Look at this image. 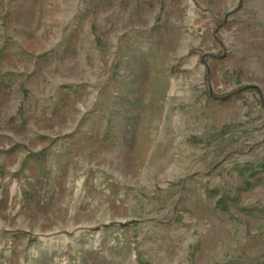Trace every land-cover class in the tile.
Here are the masks:
<instances>
[{"label":"rangeland","instance_id":"374dc122","mask_svg":"<svg viewBox=\"0 0 264 264\" xmlns=\"http://www.w3.org/2000/svg\"><path fill=\"white\" fill-rule=\"evenodd\" d=\"M0 264H264V0H0Z\"/></svg>","mask_w":264,"mask_h":264}]
</instances>
